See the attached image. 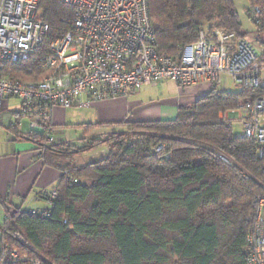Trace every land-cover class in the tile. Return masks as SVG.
<instances>
[{
	"label": "trees",
	"instance_id": "16d2710c",
	"mask_svg": "<svg viewBox=\"0 0 264 264\" xmlns=\"http://www.w3.org/2000/svg\"><path fill=\"white\" fill-rule=\"evenodd\" d=\"M147 1L159 53L174 55L195 41L204 25L237 39L248 36L234 0ZM248 3L250 18L254 9L259 12L252 36L264 46V0ZM40 11L49 26L42 46L27 62L5 63L1 75L21 82L46 75L39 59L50 41L67 32L64 20L71 8L60 0H40ZM215 86L191 106L178 108L174 120L128 124L81 147L46 146L44 134H30L46 146L44 165L61 173L54 189L58 197L48 218L5 210L0 264H246L251 202L262 193L264 158L219 114L264 88L231 94ZM92 130L88 126L85 135ZM102 147L107 152L99 160L74 165L76 156ZM14 250L16 260L9 256Z\"/></svg>",
	"mask_w": 264,
	"mask_h": 264
},
{
	"label": "built area",
	"instance_id": "2783aa9c",
	"mask_svg": "<svg viewBox=\"0 0 264 264\" xmlns=\"http://www.w3.org/2000/svg\"><path fill=\"white\" fill-rule=\"evenodd\" d=\"M60 1L71 8L64 20L68 30L50 41L47 53L39 59L46 75L40 81L21 82L1 75L4 64L27 62L42 46L49 26L41 19L40 0H0V103L18 100L10 130H17L26 120L31 133L45 135L46 146L54 143L52 109L71 108L82 96L89 102L127 98L164 80H172L181 89L214 85L221 75L229 76L242 90L264 88V46L253 36L237 39L233 33L210 31L204 25L195 41L169 56L157 51L147 0ZM258 13L252 11L253 22L257 23ZM230 114L236 117L231 120ZM219 119L234 123L242 137L255 143L257 157L264 158V92L244 96L235 108L221 112ZM219 158L233 166L224 156ZM240 176L247 178L243 171ZM65 178L76 183L68 175ZM260 186L262 193L251 202L253 223L247 233L246 264H264V184ZM41 196L48 208L28 212L48 218L58 193L53 189ZM14 238L26 244L20 233ZM9 256L18 259L15 250Z\"/></svg>",
	"mask_w": 264,
	"mask_h": 264
},
{
	"label": "crops",
	"instance_id": "0c3cea01",
	"mask_svg": "<svg viewBox=\"0 0 264 264\" xmlns=\"http://www.w3.org/2000/svg\"><path fill=\"white\" fill-rule=\"evenodd\" d=\"M211 87L202 84L181 89L172 80H164L156 87L144 86L127 98L89 102L86 96H82L71 108L52 109L51 123L55 131L53 146L81 147L89 139L106 137L113 131L124 130L123 126L128 124L174 120L178 108L191 106L209 93ZM215 87L217 90V84ZM18 108L16 99L0 103V228L7 208L24 212L48 208L41 193L55 189L61 178L59 171L44 165L39 155L43 145L29 137L32 133L27 121H22L17 130H10L12 115ZM88 126L93 128L90 136L85 135ZM68 128L78 133L75 139H67ZM94 151L76 156L74 165L86 166L102 158L107 150L102 147L86 161L81 160L88 161V164L77 165L79 158Z\"/></svg>",
	"mask_w": 264,
	"mask_h": 264
},
{
	"label": "rangeland",
	"instance_id": "374dc122",
	"mask_svg": "<svg viewBox=\"0 0 264 264\" xmlns=\"http://www.w3.org/2000/svg\"><path fill=\"white\" fill-rule=\"evenodd\" d=\"M234 6L238 14V19L241 24L242 31L248 35L247 37L251 38V36L255 33V25L252 19L250 18V16L246 13V11L249 9L248 0H234ZM261 77H262V84L264 85V72H262ZM217 90L220 92L236 94V93H240L242 91V88L238 86L236 83H234V81L229 76L221 75L219 76V82L217 83ZM235 117H236L235 114L229 115V118L231 120H233ZM22 121H26V120H22ZM231 129H232V133L235 136L241 135L240 129H238V127L234 123H232ZM76 134L78 135V133L75 132L73 129L71 128L67 129V139L71 137L75 139ZM99 149H96V151L92 152L91 154L85 157L79 158L77 160V165H86V163L88 164V161L81 162V160L86 161L87 157L92 156L95 153L99 152ZM106 152L107 151H105L104 153L106 154Z\"/></svg>",
	"mask_w": 264,
	"mask_h": 264
}]
</instances>
